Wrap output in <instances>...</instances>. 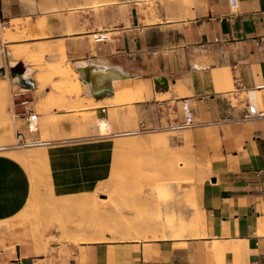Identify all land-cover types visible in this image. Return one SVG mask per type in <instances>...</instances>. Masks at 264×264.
Listing matches in <instances>:
<instances>
[{"label": "crops", "instance_id": "1", "mask_svg": "<svg viewBox=\"0 0 264 264\" xmlns=\"http://www.w3.org/2000/svg\"><path fill=\"white\" fill-rule=\"evenodd\" d=\"M0 12V25L73 34L63 38L89 45L75 61L128 75L113 83L112 93L93 95L70 66L75 77L67 82L88 90L81 110L102 118L100 126L108 131L95 126L71 136L70 125L59 126L61 137L45 149L57 204L62 197L73 205L92 197L111 177L119 136L135 129L168 132L167 125L184 119V104L193 123L182 129L180 146L200 165L191 210L197 234H132L159 233L155 223L121 227L123 237L92 225L67 226L66 232L104 234L53 241L29 235L22 225L1 224L0 264H264V39L256 44L264 37V0H238L235 8L228 0H0ZM137 82L145 90L132 99ZM31 93L30 113L40 118L38 94ZM22 107H11L12 115ZM4 185L0 221L22 203ZM46 231L56 236L59 228Z\"/></svg>", "mask_w": 264, "mask_h": 264}, {"label": "rangeland", "instance_id": "2", "mask_svg": "<svg viewBox=\"0 0 264 264\" xmlns=\"http://www.w3.org/2000/svg\"><path fill=\"white\" fill-rule=\"evenodd\" d=\"M73 36L46 34L45 31H38L34 25H27L26 28H20L17 24L0 25V56L5 68L4 76L0 72V144L7 146L0 150V183L9 186L22 200L13 217L0 221V225H22L29 235L53 241H77L78 237L92 239L104 234L99 231L66 232L64 229L67 226L92 225L106 229L113 237H123L125 234L119 231L121 227L134 229L140 223H155L162 229L159 233L134 231L132 234L167 238L197 234L198 217L191 210L193 185L198 181L200 165L194 160L188 147L180 146L182 130L120 135L114 147L111 177L92 197L79 201L77 205L71 204L67 197H62L63 200L58 204L52 198L45 151L48 144L21 146V140L57 141L61 137L59 126L63 123L73 128L71 136L89 133L95 126L99 133L108 131V127L100 126L102 118L95 120L90 113L81 110L86 106L82 95L83 90L88 92L87 87L76 94L74 81L69 83L59 74L50 71L62 59L60 51H57L60 43L64 46V66H71L77 71L76 64L79 61L74 60L78 56L76 53L87 51L89 45L79 39L63 38ZM94 37H89L90 42H93ZM25 45H29L35 53L42 50L43 56L35 55L36 60L33 62L24 61L28 68L24 76L34 77V85L28 87L29 90L24 94L13 96L14 91H19L24 86L18 84L17 78H12L7 70L9 63L16 62L8 53L13 46ZM36 45H42V49ZM37 74L44 78L43 84L36 81ZM30 89L38 94L36 111L42 114V117L31 122L22 116L14 117L10 109L12 101L31 100ZM20 109L16 112L23 111L24 108ZM25 132L28 134L25 135ZM130 140L136 142L134 147L117 144L119 141ZM38 152L44 154L42 159L25 155ZM172 168L176 170L174 175L168 172ZM4 191L1 190V193ZM47 228H59V232H54L56 236H51L46 231Z\"/></svg>", "mask_w": 264, "mask_h": 264}, {"label": "water", "instance_id": "3", "mask_svg": "<svg viewBox=\"0 0 264 264\" xmlns=\"http://www.w3.org/2000/svg\"><path fill=\"white\" fill-rule=\"evenodd\" d=\"M2 14L0 12V19ZM76 69L79 72V79L82 83L88 84L89 91L94 95L96 92L110 94L113 92L112 81L128 77L119 68L114 66H104L86 61L83 64H76ZM10 76L17 78L18 84L24 87L33 86V78L23 76L26 65L23 61L18 60L12 65L7 66ZM2 76L5 75V68L0 65Z\"/></svg>", "mask_w": 264, "mask_h": 264}, {"label": "bare ground", "instance_id": "4", "mask_svg": "<svg viewBox=\"0 0 264 264\" xmlns=\"http://www.w3.org/2000/svg\"><path fill=\"white\" fill-rule=\"evenodd\" d=\"M18 20V19H17ZM16 20V21H17ZM17 23V22H16ZM11 24V23H10ZM16 25V24H15ZM3 34H6V31H4V30H2L1 31ZM97 39H98V37H97ZM26 46V45H25ZM11 47L10 48V50H9V53L8 54H10V58H12L14 61H18V60H21V61H23V63H24V61H27V60H29V61H31V62H33L34 60H36L35 58H34V56L35 55H37V57H41V56H43V52H42V45H36V47H40L41 49V52L39 51V53H35V51H34V49L33 50H31L28 46H26V47ZM35 46V45H34ZM34 46H32V47H34ZM45 47V46H44ZM37 49H39V48H37ZM48 50V49H47ZM60 51V54H61V60H59L58 61V63H57V65H54V66H52L51 67V72H54V73H56V74H59L62 78H64V80H66V81H70V80H72L74 77H75V74H73V71H72V69L70 68V66H67V65H65L64 66V64L66 63H64V50H63V45H62V43H60V45L58 46V49H57V51ZM38 51V50H37ZM50 51V50H49ZM46 52H48V51H46ZM45 55V54H44ZM51 55V54H50ZM85 63V62H84ZM14 64V63H13ZM56 64V63H55ZM78 64H83V62H78ZM8 65H12V63H9ZM28 71V68H27V66H26V70H25V72H24V74L26 73ZM24 74H23V76H24ZM42 74V73H41ZM41 74H37V77H36V81H38V82H40V83H42L43 84V80H44V78L42 77V75ZM80 80V79H79ZM118 80H122V79H117V80H113L112 81V85H113V83L115 82V81H118ZM77 84V87L76 86H74L75 87V90H74V92L76 93V94H79L80 92H81V87L79 86V83H76ZM33 85H34V82H33ZM113 88H114V85H113ZM134 90H135V92H134V96L132 97V99H134V98H138V97H141L142 96V94H143V92H144V90H145V84H143V83H141V82H137L136 84H135V87H134ZM72 94V93H71ZM119 134V133H118ZM134 141H126V142H121V141H119L117 144L118 145H124V146H127V147H134L135 146V143H133ZM2 145H4V144H0V150L1 149H6V148H4ZM139 145V144H138ZM25 155H27V156H31V157H33V159L35 158V159H37V160H39V159H42L43 157H44V154L42 153V152H38V153H36V154H34V153H30V154H25ZM170 174H175L176 173V170L174 169V168H172L171 170H169L168 171ZM115 187V186H114ZM115 189V188H114ZM114 191V190H113ZM113 205V204H112ZM111 205V206H112ZM125 210V209H124ZM132 211V210H131ZM132 213V212H131ZM134 221V220H133ZM119 223H120V221H119ZM129 225V224H128ZM129 226H131V224L129 225ZM154 226V225H153ZM131 228H132V226H131ZM154 228V227H153ZM167 228V227H166ZM96 229H99V228H96ZM118 229V228H117ZM108 230H110V228L108 229ZM133 230V229H132ZM135 230V229H134ZM167 230H169V229H167ZM118 231V230H117ZM154 231V230H153ZM107 232H109V231H107ZM116 232V231H115ZM135 233V232H134ZM79 238V237H78ZM78 238H76V239H78ZM109 239V238H108Z\"/></svg>", "mask_w": 264, "mask_h": 264}, {"label": "built area", "instance_id": "5", "mask_svg": "<svg viewBox=\"0 0 264 264\" xmlns=\"http://www.w3.org/2000/svg\"><path fill=\"white\" fill-rule=\"evenodd\" d=\"M228 4L231 8H235L238 5V0H228ZM103 38H104L103 36L98 37V39H103ZM263 39H264V37H259L256 40V44L260 45V43ZM27 90H29L28 87H20V90L14 91L12 93V95L18 96L20 94H24V92H26ZM29 101L30 100H27V99H22V100L17 101V102L12 101V107L14 105L20 104V105H23V108H24L23 111L14 113V117L22 116L25 119H27L29 122H31L33 119L36 118L35 114L30 113V109L28 107ZM183 110H184V119L182 121L170 123L169 125L166 126V130H168V131L182 130V129H185V128L190 127L192 125L193 121H192L191 112L189 110L188 105L184 104ZM142 131H143V129H135V130L127 131V132H125V134H127V135L137 134V133L142 132ZM47 144H49V141H46V140L30 139L28 141V140L24 139V140H21V143L19 145H21V146H40V145H47ZM2 146L4 148L7 147L6 145H2Z\"/></svg>", "mask_w": 264, "mask_h": 264}]
</instances>
